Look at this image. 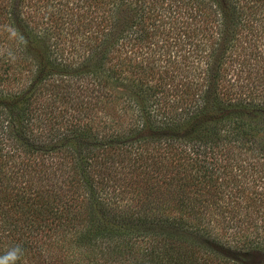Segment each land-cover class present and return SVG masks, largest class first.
Returning a JSON list of instances; mask_svg holds the SVG:
<instances>
[{"label": "trees", "instance_id": "1", "mask_svg": "<svg viewBox=\"0 0 264 264\" xmlns=\"http://www.w3.org/2000/svg\"><path fill=\"white\" fill-rule=\"evenodd\" d=\"M25 7L0 0V255L21 245L17 264H245L220 249L239 247L264 261V170L251 160L264 142L242 117L264 132V0H64L42 20ZM233 51L242 92L218 63L207 70ZM117 79L130 96L110 90ZM196 204L241 225L234 246Z\"/></svg>", "mask_w": 264, "mask_h": 264}, {"label": "rangeland", "instance_id": "2", "mask_svg": "<svg viewBox=\"0 0 264 264\" xmlns=\"http://www.w3.org/2000/svg\"><path fill=\"white\" fill-rule=\"evenodd\" d=\"M72 0H69L70 4H71ZM62 2H64V0H24V5H26L25 9L26 10H30V13L33 14L35 13V16L37 18V20H42L44 19V17L47 15V11H45L46 9H51L50 11L52 13H55V10H57V6L61 5L62 6ZM15 4V3H13ZM18 8V6H16ZM62 37L64 36L65 38L70 40H74V38H76V42L71 43L68 40L65 41L64 46L66 45H72L75 48L77 47V44L79 43V41L81 40V36L80 35H74L73 33H71V31H69V29H64L61 32ZM52 41V40H50ZM258 43V42H257ZM264 42H262L261 44L258 43V45H262ZM263 48H261L262 50H264V45H262ZM34 49V48H32ZM37 54H35L34 52H31V54L28 57V60L32 63H34L33 60V56H36ZM218 60L214 59L210 60L209 65L207 66V70L210 71L211 67H217V63H218V68H224V70L222 71L223 74V81L221 80V83H223L226 87H228L229 89L236 91L238 90L239 92L243 90V88H238L237 85H239L240 83H243V74H240V71H237V63L238 60L235 58V51H233L232 55H230L229 57L226 56H221V54L219 53L217 55ZM222 59V60H220ZM205 60L200 59V63L199 66L194 70L192 68L189 67V69H191L192 75H190L191 78H194L195 81H202L201 77L202 74L204 73V69L206 68L205 66ZM214 69V68H212ZM207 70H205L206 74H207ZM23 71H26L25 69ZM53 77H55V75H53ZM156 81V74H153L151 76V83H154ZM108 86L110 88V90H112L115 93H118L120 95H131L132 94V87L131 85H129L127 80H123V79H117V80H113L110 81L108 83ZM250 114V112H249ZM245 119V122L249 124V126L252 128L251 130V134L253 135V137L255 138H251L252 140L255 141H261L264 142V132H263V127L262 125L259 123V121L261 120V118H257L256 115H246L245 114L242 116ZM251 139L249 137V139L247 137H245L244 143L248 146L249 144H251ZM223 141V139H222ZM251 146V145H250ZM259 150V149H258ZM249 159V157H248ZM251 160L252 161H257L259 163H262L261 166L263 167L264 170V158L262 160V158L258 157V156H251ZM261 175V174H260ZM221 177H224L225 179H227L229 177V174H227L226 176L220 175L218 182L221 181ZM248 178V177H247ZM259 180H256L255 183H257L258 186H260V188L264 189V172L262 174V176H260L258 178ZM249 185V184H247ZM192 194H190L191 196ZM254 194H251L248 190H246L244 192L243 195L240 196V210H243V207L248 210V206H246L249 203L248 197L251 198L253 197ZM251 201V200H250ZM171 206V205H170ZM194 209L198 210L199 212L201 211V216H202V220L203 221H207L208 226L212 227L215 231H216V235L215 238L223 241L225 240V242L227 243H232L233 239L237 240V237H240V234H235V232H239L237 228H240V226H235L233 224H231L232 222L228 221V218L226 215L223 214H218L216 211H214V208H208V209H203L202 206H199L196 204ZM250 208H249V213H250ZM175 211V210H174ZM174 211H169L170 213L174 212ZM192 214H194L191 210H189ZM197 214V213H196ZM184 216V215H183ZM191 216L190 213H186L185 214V219L186 217ZM251 216V215H250ZM262 214L259 212H256L253 214V216H251V224H248L247 221H244V223H247L248 225H244L245 228L249 226V228H252L253 226H258V229H254L251 231L250 229V237H255L256 235L261 236V231L260 229L261 226L259 227V225L262 223ZM239 218V217H238ZM189 219V218H188ZM191 219V218H190ZM193 220V219H192ZM246 230H244L245 232ZM259 233V234H258ZM67 238V236H66ZM211 238H214L211 235ZM214 238V239H215ZM234 246V245H233ZM233 247L231 250H225L224 248H220L221 251H224L223 253L228 255V257L234 258L236 260H239L245 264H264L263 258H262V254L259 252H245L244 248H236ZM246 253V254H245Z\"/></svg>", "mask_w": 264, "mask_h": 264}, {"label": "clouds", "instance_id": "3", "mask_svg": "<svg viewBox=\"0 0 264 264\" xmlns=\"http://www.w3.org/2000/svg\"><path fill=\"white\" fill-rule=\"evenodd\" d=\"M24 254V249L21 245H16L9 248L4 254L0 255V264H17Z\"/></svg>", "mask_w": 264, "mask_h": 264}]
</instances>
